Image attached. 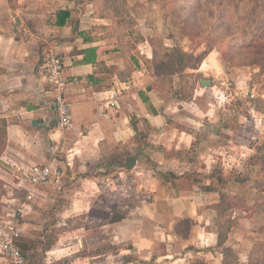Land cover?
Returning <instances> with one entry per match:
<instances>
[{
  "label": "crops",
  "instance_id": "crops-1",
  "mask_svg": "<svg viewBox=\"0 0 264 264\" xmlns=\"http://www.w3.org/2000/svg\"><path fill=\"white\" fill-rule=\"evenodd\" d=\"M89 7L90 4L76 0H0V121L6 128L0 161L6 163L5 168L16 177V192L20 195L13 200L17 198V204H24L16 244L20 239L26 243L46 240L48 234L54 233L56 243L44 252V264H60L66 259L70 264H108L106 254H79L85 250L82 237L66 236L65 220L60 219L66 215L60 209L65 208L67 216L81 213L91 217L98 208L93 204H109L111 194L127 199L143 195L145 197L128 212V221L134 225L128 232V240L135 248L134 255L149 262L128 264H154L156 258H151L150 254L142 256L150 253L153 239L160 241L167 235L174 241L183 240L193 245L191 228L188 227L187 235L179 231L180 222L188 220V225L190 223V218L183 215L170 222L168 232L157 229V236L150 234L149 231L155 232L150 224L161 228L154 222L155 217L163 216L156 212L160 199L169 197L172 200L166 202L168 204H185L184 199L199 201L200 198L202 204H212L208 208L217 214L213 205L219 202L220 195L204 191L203 186L209 187L211 176H215L204 173L210 168L209 164L220 159V154L215 153H220L216 149L221 146V140L235 143L222 138V133L230 134L233 130L227 123L222 124L224 121L220 123L222 101L212 96V93H221L227 83L210 80L212 84L205 86L201 80L208 78L201 77V85L194 86L192 100L174 95L173 90L161 92L157 83L160 78L145 63L146 60L149 64L153 62V46L148 47L144 59L137 57L135 61L132 56H125L120 50L123 46H118L116 39H111L104 31L108 22L93 17ZM64 10L69 12L68 17L62 13ZM52 50L64 59L66 98L72 118L66 130L57 127L54 93L48 92L43 80L42 67ZM208 56L204 57L202 66L192 68V72L202 73ZM227 88L229 101L249 89L238 92ZM132 121L136 122L137 129ZM248 150L264 155V149L260 151V147L255 148L253 144H248ZM238 152L230 150L228 156H239ZM131 155L136 156V163L128 170L124 163ZM253 156L255 154L251 158ZM35 166H48L56 177L55 182L33 186L31 174ZM170 174L177 176L172 182L166 180ZM194 174L199 177L196 182L192 179ZM259 177H263L262 174ZM250 178L257 194V174H251ZM261 190L264 195V186ZM147 197L150 202L143 199ZM255 197L251 194L245 198L249 207L256 203ZM115 200L112 203L117 204ZM103 213L108 214L107 208L104 207ZM48 214L54 215L52 223H48ZM117 223L110 227L125 228L124 219ZM138 223L149 225L144 231L134 230ZM8 224L9 220L1 234V252ZM239 225L238 218L236 227ZM98 229L100 241L107 240L108 224ZM233 229L226 245L233 246L229 243ZM213 230L209 232L213 242L211 240L212 244L204 248L202 257L190 249L176 253L182 248L179 246L164 254V259L169 264H194V259L199 257L205 264H223L219 250L207 249L217 244L218 226ZM149 239L151 244L146 250L144 242ZM258 241L262 240L252 244L249 256ZM237 252L240 261L241 252ZM5 258L11 264L6 255Z\"/></svg>",
  "mask_w": 264,
  "mask_h": 264
},
{
  "label": "rangeland",
  "instance_id": "rangeland-1",
  "mask_svg": "<svg viewBox=\"0 0 264 264\" xmlns=\"http://www.w3.org/2000/svg\"><path fill=\"white\" fill-rule=\"evenodd\" d=\"M90 6L89 10L92 11L93 17L108 22L109 25L104 31L108 36L110 35L111 39H116L114 42L118 43V46L120 44L123 46L120 50H123L125 56H132L135 61L138 60L137 57L144 59L148 47L150 49V46L151 48L153 46L156 60L153 59L150 64L146 60L145 63L151 72L160 78L157 83L161 92L178 90V97L192 100L194 86L200 83L201 77L208 78L206 80H216V83H221L223 80L228 85L231 81L233 91L236 89L240 92L249 88L254 92V98H245L244 95L239 94L231 101L227 94L229 90L226 89L227 85L221 93H212L213 98L218 97L217 99L222 101L219 108L220 123L224 121L222 124L227 123L233 130L231 135L226 133L227 131L222 133V138L227 137L235 143L221 140V146L216 149L220 153H215L220 154V159L209 164L210 168L204 174L211 176L214 173L215 180L220 176L219 172L225 176H231V182L225 185L226 190L245 198L250 197L251 194L252 197L256 196L250 175L256 173L257 177L261 174L263 176L264 172L261 170L263 162L260 159L251 158L252 155L258 156L261 152L255 150L252 153L253 151L248 150V144H253L255 148L260 147L262 150L264 148V0H93ZM165 46L171 50L167 51ZM207 54L209 56L204 60V64L206 63L204 71L192 72V67L202 66L201 62ZM168 60H172L173 63L170 65ZM129 61L131 62L130 58ZM258 100L261 102V111L254 108L255 101ZM229 146L232 152L237 149L240 152V154L237 153L239 156L230 158ZM6 166H8L6 163L0 161V246L1 234L8 220L12 219L8 214L20 206L17 204V198L13 200L16 195H20L16 192L14 182L16 177L13 172L5 168ZM110 197L109 204H93L94 208L95 206L98 208H95L91 217L89 214L81 213L75 217L67 216L68 211L66 212L65 208L60 209L66 215L63 218L60 216V219L65 220L66 236L71 234L82 237L85 247V250L82 249L79 252L82 255L95 256L99 254L97 251L99 248L109 247L106 254L108 264H126L123 260L124 254L132 255L134 263L139 261L148 263L149 261L143 257L137 258L134 255L135 248L128 240V232L134 226L132 221H128V212L145 196L127 199L122 195L111 194ZM161 198L166 196L161 195ZM143 199L147 202L151 201L149 197ZM166 199H160L159 204L156 205V212L163 216L160 219L155 217L154 222L160 224L161 228L138 223L134 230L144 231L149 225L155 229V232L149 231L150 234L157 236L155 234L157 229L168 232L170 222L183 215L185 218H190V223L188 226L185 223L179 231L187 235L191 228V244L193 245L183 240L174 241L166 235L160 241L153 239L150 253L141 255L150 254L149 256H153L151 258H156L154 264H169L164 259V254L167 255L170 250L181 246L180 251L176 253L190 249L195 253L199 252L197 255L202 257L204 248L213 242L209 232H214L213 228L217 225L215 224L217 214L208 208L212 204H202L200 198L199 201L196 200L197 198L184 199L185 204H168L166 202L172 199L169 197ZM112 200H115L117 204L112 203ZM260 204H264V201ZM83 205L86 204H79V206ZM104 207L107 208L108 214L103 213ZM253 207L250 206V208ZM234 211V215L240 220V225L233 229L229 243L241 252L240 264H249V248L257 240L264 241V225L259 222L258 210L248 211V213L239 209ZM249 214L256 217L258 222L252 221ZM134 215L139 216L138 213ZM48 217L50 218L48 223H52L54 215L48 214ZM123 219L125 228L110 227ZM103 224H108V239L101 242V233L98 228ZM54 237L56 238L55 234ZM21 241L29 251L27 254L32 256L43 253L50 239L29 241V243H26L24 239H20L19 242ZM144 244L148 250L151 244L150 239ZM36 248H39V251H36ZM116 249L118 250L115 251ZM262 250L264 253V247ZM200 259L195 258L193 263L204 264V261ZM258 259L260 264H264V257ZM0 264H9L1 251ZM60 264H70V262L66 259L60 261Z\"/></svg>",
  "mask_w": 264,
  "mask_h": 264
},
{
  "label": "trees",
  "instance_id": "trees-1",
  "mask_svg": "<svg viewBox=\"0 0 264 264\" xmlns=\"http://www.w3.org/2000/svg\"><path fill=\"white\" fill-rule=\"evenodd\" d=\"M86 1H88V2H86ZM92 1L93 0H76L77 3H82V4L83 3H87V4L89 3L90 4ZM62 13H64L65 16H67V17L69 15V12L66 10L62 11ZM165 49L167 51L171 50V48L166 47V46H165ZM154 59L156 60V55L154 56ZM168 62H170V65L173 63L172 60H168ZM147 63H149L148 60H147ZM192 68H194V67H192ZM155 72L157 73V71H155ZM173 93H174V95L178 96L177 94L179 93V91L173 90ZM180 98L184 99L182 96H180ZM255 102H256V104L254 105V108L258 111H261L262 110V108L260 106L261 102L259 100L255 101ZM132 124H133L134 128L137 129L136 122L132 121ZM5 140H6V128H5V125L2 123V120H1L0 121V155H1V153L5 147ZM254 158L260 159L263 162V166H262L261 170L264 172V155H258V156H255ZM219 174H220V176H218L217 180H215L216 176H211L212 178L210 179V186L209 187H207V185L203 186L204 191H206L208 193L211 191H214L220 195L219 202L217 204L213 205L214 209L217 211V226H218L217 237H218V240H217L216 246L209 247L207 249L219 250L220 253L222 254V257H223L222 258L223 264H240V261H239L240 257H239L237 250L233 246L226 245V243L229 239L230 232L232 231V229L234 227H236L238 225V218H237V216L234 215V212H235L234 210L239 209L242 211H246L247 213H248V211L258 210L260 213L258 215L259 222H261L264 225V204H260V203H263V201H264V195H262L260 193L262 191L261 190L262 187L264 186V175H263V177H258L256 179V182H255V187H256L258 193L256 194V197H255L256 203L254 204V207H253L254 209H253V208H250L248 206L247 201H246L244 196L234 194V193L229 192L228 190L225 189L226 183L230 182L232 179L231 176H225L221 172H219ZM175 177H177V176H175L174 174H170L168 177H166V180L172 182ZM192 179H193V181L196 182L197 180H199V177H197L194 174V177ZM235 181L240 182V180H235ZM249 215L256 222L258 221L256 217L252 216V214H249ZM183 223H186V225L188 226V220H184V221L180 222L178 224V226H182ZM48 238L50 239V242L45 246L43 253H37V254H34L32 256H31V254H27V253H29V251L26 250V247L24 246L22 241L17 242L18 247L23 252L25 262H27V264H44V262H43L44 252L46 251V249L48 247H50L56 243V238L54 237V233L48 234L47 239ZM263 243H264V241L256 242V244L254 245V247L251 251V254L249 256V264H260L261 263V262H259L258 258L261 259L262 257H264V253H262V251H263L262 247H264ZM108 250H109V247L106 246V247L99 250L101 252H99V251L98 252L105 255V254H108ZM117 250L118 249H116L115 251H117ZM257 256H258V258H257ZM41 258H42V260H41ZM123 260H124V262H126V264L132 262L133 261L132 255L127 254V255L123 256Z\"/></svg>",
  "mask_w": 264,
  "mask_h": 264
},
{
  "label": "built area",
  "instance_id": "built-area-1",
  "mask_svg": "<svg viewBox=\"0 0 264 264\" xmlns=\"http://www.w3.org/2000/svg\"><path fill=\"white\" fill-rule=\"evenodd\" d=\"M42 70L43 80L48 87V92L54 93V95L51 94L57 127L66 130L71 126L72 118L70 117V104L66 98L67 82L64 77V59L62 55L56 51H50ZM229 83V85L227 83V86L231 88V82ZM239 94L244 95L246 98L255 97V94L249 89ZM55 179L56 177L48 166H35L33 168L31 174L33 186L50 184L55 182ZM23 208L24 204H20L17 210L8 214L12 219L8 224L7 236L2 245V252L11 261V264H25L24 255L16 244V239L20 236L19 221L23 214Z\"/></svg>",
  "mask_w": 264,
  "mask_h": 264
},
{
  "label": "water",
  "instance_id": "water-1",
  "mask_svg": "<svg viewBox=\"0 0 264 264\" xmlns=\"http://www.w3.org/2000/svg\"><path fill=\"white\" fill-rule=\"evenodd\" d=\"M201 83H202L203 85H205V86H210V85L212 84V82H211L210 80H201ZM152 109H153V111H154L155 113H157V110H155L153 107H152ZM135 163H136V156H135V155H131V156H128V157L126 158V161H125V163H124V166H125L128 170H130V169H132V168L134 167Z\"/></svg>",
  "mask_w": 264,
  "mask_h": 264
}]
</instances>
